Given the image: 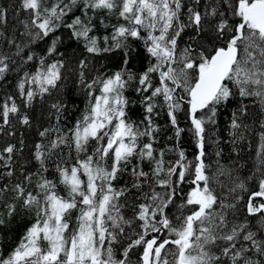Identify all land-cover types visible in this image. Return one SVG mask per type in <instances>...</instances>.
Returning a JSON list of instances; mask_svg holds the SVG:
<instances>
[{
	"label": "snow or ice",
	"instance_id": "obj_1",
	"mask_svg": "<svg viewBox=\"0 0 264 264\" xmlns=\"http://www.w3.org/2000/svg\"><path fill=\"white\" fill-rule=\"evenodd\" d=\"M20 8L28 13L20 23L24 29L22 35L29 44L44 41L63 26L71 30L74 38L84 40L87 53L127 49L126 41L133 37L143 40L155 62L138 78L122 69L112 76H97L88 81L83 71L88 61L86 58L79 61V83L87 90V105L73 127L65 130L61 121L67 120L68 104L59 98L51 103L49 115L56 123L39 132L42 139L35 144L33 153L38 163L34 173L38 191L33 194L27 190L33 174L24 175L11 188L7 184L0 186V195L13 194V202L4 201L0 228L10 224L17 212V202L36 217L10 253L4 255L0 246V264H131L129 251L137 246L142 248L141 264H264V121L260 122L259 133L258 190L248 193L244 205L246 216L237 217L234 213L238 211V201L243 199L241 193L248 192L247 179L251 177L241 179L233 176L231 170L221 171V175L231 180L228 186L231 199L225 202L223 195L210 187L211 178L206 174L203 160L205 119L215 123L217 106L238 96L257 98L264 108V0H206L203 4L201 0H192L191 4L185 0H53L48 6H44L43 0H21ZM77 8L81 15L66 23L65 18ZM97 13L103 15L94 23ZM106 16H115L125 23L112 25L113 43L108 44L109 37L105 36V46L101 47L99 38L90 33L97 23L107 26ZM6 23L7 11L0 8V45L6 43L15 48L19 56L24 45L18 44L15 36L6 34L3 30ZM186 30H191V36L178 51V40ZM58 43L59 37H54L46 55L37 57L32 52L23 57L25 63L38 65L34 72H24L16 85L25 107H30L37 97L42 100L45 95H52L63 79L62 60L46 63L47 56L58 52ZM14 63L11 55L0 51V81L6 78ZM127 63L128 51L124 54V64ZM153 73L159 77L155 86ZM133 80L137 93H149L143 97L149 114L145 117L146 124L140 122L145 124L143 129L127 114L129 101L124 92ZM177 89L190 97L187 103L199 147L198 163L194 166L186 162L183 150L168 149L178 150V158L172 162L165 161V150L153 146L154 133L158 131L151 115L157 107L156 97H162L166 103L177 142L185 131L177 125L176 112L184 100ZM204 109L208 113L198 117L197 113ZM247 114L248 106L241 100L237 111L232 113L233 144L245 139V133L251 130V125L243 119ZM10 115H18L23 125L31 123L11 96L0 104L3 125L11 123ZM140 137H148V141L141 145ZM92 141L95 145L90 153ZM64 148L77 154L70 166H65L66 161L56 163L66 196L56 192L57 185L44 175L48 161L53 156L59 157ZM19 150L13 144L0 150V168L6 170L0 176L14 175V154ZM145 162L150 171L144 170ZM129 165H132L130 169ZM190 167H194L195 179L191 182L195 187L187 194L186 205L194 207L186 216L181 213L178 223L173 224L165 209L176 194L174 184L185 181ZM127 172L132 177L131 187H115L113 182ZM146 185L148 192L143 191ZM154 186L169 191L157 192ZM133 189L141 195L142 202L131 205L134 215L128 219L121 209L128 206L127 197ZM121 197H125L123 202ZM257 198L261 202L254 203ZM74 210L78 212L77 224L69 231ZM133 220L140 222L141 231L134 234L135 238L129 237L123 258H117L112 245ZM164 229L171 238L160 239Z\"/></svg>",
	"mask_w": 264,
	"mask_h": 264
},
{
	"label": "trees",
	"instance_id": "obj_2",
	"mask_svg": "<svg viewBox=\"0 0 264 264\" xmlns=\"http://www.w3.org/2000/svg\"><path fill=\"white\" fill-rule=\"evenodd\" d=\"M17 1L19 0H0V8L6 9L7 11V23L3 26V30H5L8 36H15L18 44L22 43L24 45V51L19 56L15 54V48L10 47L6 43L0 45V51L11 55L12 59L15 61L14 64H11L12 70L7 74L6 78L3 81H0V104H2L9 96L14 97L17 105L21 108V112L26 113L29 116L31 123L30 125H23L19 122L18 115H10L9 119L11 123L9 125H3L2 117H0V127L3 128V131H0V150L8 144L16 145L17 149H20L14 154V175L12 177L0 176V186L7 184L8 187L11 188L16 182L23 180L24 175L33 174L31 182L27 184V190L32 191L33 194H35L38 189L36 187L37 177L34 173L37 172L38 163L34 160L33 153L35 151V144L41 142L42 139L39 136V132L45 127L53 126L56 123L54 117L49 115L51 103L55 102V100L59 98L63 99L68 104L69 110L66 113L67 120L61 121L65 130L73 127L76 121L81 117V114L84 112L87 105V90H84L83 86L79 83L81 71L79 68V61L81 59H87V67L83 69L84 79L90 81L97 76H112L113 73L121 71L122 69L125 70L126 73L131 72L135 74V77L138 78L140 74L147 70L151 63L155 62V58L151 57L146 51L143 40L133 37H129L126 41L128 49L115 48L112 51L100 52L99 54L87 53L84 46V40H77L72 36L71 30L63 26L58 28L56 33L49 38H46L44 41H37L29 44L27 37L22 35L24 29L20 23L21 20H25L27 18L28 13L20 8L21 0L19 1L20 3ZM43 2L44 6H48L53 3V0H43ZM185 2L191 4L192 0H185ZM201 2L203 4L206 0H201ZM17 6H19V8ZM78 15H81L79 8H77L73 13H69L68 17L65 18V22L71 23L72 19ZM101 15H103V13L96 14L94 23L100 19ZM232 19L235 20L238 18L232 17ZM105 22L107 26L97 23V27L92 33H90V35H94L99 38L98 42L101 47L105 46L103 42L104 36L109 37L108 44L113 43L111 40V35L113 33L112 25L125 23L122 19L117 20L115 16H106ZM141 35H144V33L142 32ZM190 36L191 30H186V32L181 35L180 40H178V51L185 45V42L188 41ZM54 37H59V43L57 45L58 52L47 56L46 63L62 60L64 62V68L61 69L63 79L58 82V88L53 90L52 95H45L42 100L37 97L30 107H25L22 99L19 97L16 85L24 72H34L38 65L35 62L25 63L23 57H26L28 54H32V52H34L37 57L46 55V49L50 46L51 40ZM66 44H68V46ZM29 49L32 51L30 52ZM126 51H128L127 65L124 64V54ZM61 53L62 55H60ZM158 82V74L153 73V85H158ZM136 87V81L133 80L124 92L125 97L129 101L127 114L132 121L143 129L147 123L145 121V117L149 115L146 113V105L143 97L149 93H137L135 90ZM233 90H236L234 85ZM150 91L151 90H149V92ZM176 91L179 96L184 97L182 107L177 110L176 116L178 127L183 128L185 131L181 133L177 142V138L174 134L175 127L170 123L166 103L163 101L162 97H156L154 102L157 107L151 115L152 122L158 127V131L154 133L156 143H154L153 146L157 150H165V161L172 162L177 160L178 150H183L186 162H189L191 166H194L198 163L197 157L199 156V147L197 139H195L194 136V126L191 124L189 114L190 105L187 103V100L190 99V97L181 89H177ZM96 94L99 95L98 89ZM241 100L244 104H248V114L243 119L246 123L251 125V130L245 133V139L238 141L237 144H233L231 135L233 130L230 127L232 113L237 111ZM73 105H75V107H73ZM156 113H158V115ZM207 113L208 109H204L203 112H198L197 115L199 117L204 116ZM214 119L215 123H209L207 119H205V129H207L205 131V155L203 160L207 166L206 174L211 178L210 187H212L217 194H222L225 202H227L231 199L228 194V186L231 184V180L227 175H221V171L231 170L233 176H239L241 179L251 177V179H247L248 192L241 193L243 199L238 201V211L234 213L237 217L246 216L247 212L244 205L249 198L248 193L258 190V183L260 179V172L258 170V152L261 140L259 133L262 131L260 128V122L264 121V108L261 107L257 98H240L237 96L225 105L217 106L216 116ZM141 121H145V124H141ZM9 132H12L13 134L9 135ZM21 141H23L22 147ZM147 141L148 137H140L138 143L142 145ZM44 142L47 141L45 140ZM94 145L95 141L90 142V153L93 150ZM170 148H177L178 150L168 151ZM217 152L220 153L219 156L217 155ZM79 155L83 157L84 154L81 153ZM76 156L77 154L74 150L69 151L67 148H64L59 157L53 156V158L48 161V171L45 172L44 175L47 179L53 181L57 185L55 191L60 195L66 196L67 192L65 186L60 182L59 174L56 171V163L66 161L67 163L65 166H70L75 163ZM108 163H111V161L108 160ZM133 163H135V160H133ZM131 166L132 165H129V169ZM143 167L145 171H150L147 162L144 163ZM4 171L6 170L0 168V172ZM177 171H180V169L178 168ZM81 178L85 181L87 179L85 176H82ZM172 179L175 181L176 177L174 176ZM194 179V167H190V171L185 175V181L174 184L176 194L172 197L171 203L165 209V213L168 215L173 224L178 223L177 218L180 217L181 213L186 216L190 214L191 209L194 207L186 205L187 194L195 187V185L191 182ZM131 182L132 177L130 172H127L121 175L119 179L113 183L117 188L124 187L125 185L130 188ZM202 185L203 182H201V186ZM154 187L157 192L164 193L169 191V189L166 188ZM143 191H149L147 185L143 188ZM12 195L13 194L11 192H5L0 195V212H4V201L13 202ZM127 199L128 206L122 208L121 212L125 218L131 219L134 215L131 205L142 202V197L135 189H133ZM120 200L123 202L125 197H121ZM259 202H261L260 198H257L254 201V203ZM77 216L78 212L74 210L71 214L69 231L76 227ZM35 219L36 217L34 212L25 211L20 207V202H17V212L11 218L10 224L5 228H0V234H2L0 235V246L3 247L4 255L10 253L17 246L27 229L35 222ZM139 223L140 222L138 220H133L131 226H125L124 233L118 238L117 242L113 243L112 246L116 252L117 258H123L122 253L129 245V237L131 236L132 238H135L134 234L141 231L138 227ZM167 234V229L162 230L160 239L171 238ZM168 247L173 250L175 249V246L173 245H169ZM128 258L130 259L131 264H141L142 248L139 246L133 247L131 251H129Z\"/></svg>",
	"mask_w": 264,
	"mask_h": 264
},
{
	"label": "bare ground",
	"instance_id": "obj_3",
	"mask_svg": "<svg viewBox=\"0 0 264 264\" xmlns=\"http://www.w3.org/2000/svg\"><path fill=\"white\" fill-rule=\"evenodd\" d=\"M19 1H20V0H19ZM19 1H17V2H19ZM189 2H190V1H189ZM19 3H20V2H19ZM46 3H47V2H46ZM48 3H49V2H48ZM17 7L19 8V6H17ZM20 10H21V9H20ZM15 13H16V12H15ZM21 15H22V14H21ZM16 16H17V15H16ZM20 17H21V16H20ZM16 20H17V19H16ZM11 21H12V20H11ZM114 24H115V23H114ZM12 25H13V24H12ZM22 27H23V26H22ZM9 28H10V27H9ZM13 30H14V29H13ZM104 30H105V29H104ZM112 30H113V29H112ZM112 30H111V31H112ZM103 35H106V34H103ZM111 36H112V35H111ZM66 37H67V36H66ZM104 37H105V36H104ZM71 39H72V38H71ZM71 39H70V40H71ZM101 39H102V38H101ZM64 40H65V39H64ZM77 43H78V42H77ZM77 43H76V44H77ZM66 45L68 46V44H66ZM82 45H83V44H82ZM127 49H128V48H127ZM249 100H250V99H249ZM244 101H245V100H244ZM238 102H239V101H238ZM250 104H251V103H250ZM247 105H248V104H247ZM234 106H235V105H234ZM253 114H254V113H253ZM226 115H227V114H226ZM257 115H258V114H257ZM260 115H261V114H260ZM254 117H255V116H254ZM178 118H179V117H178ZM187 119H188V118H187ZM230 120H231V119H230ZM223 123H224V122H223ZM206 124H207V123H206ZM207 125H208V124H207ZM209 125H210V124H209ZM187 126H188V125H187ZM222 126H223V125H222ZM207 127H208V126H207ZM186 129H187V128H186ZM206 129H207V128H206ZM209 129H210V128H209ZM172 130H173V129H172ZM215 131H216V130H215ZM207 132H208V131H207ZM229 132H230V131H229ZM188 133H190V132H188ZM223 133H224V132H223ZM188 135H189V134H188ZM212 135H213V134H212ZM185 136H186V135H185ZM185 136H184V137H185ZM192 136H193V135H192ZM206 137H208V136H206ZM212 137H213V136H212ZM225 137H226V136H225ZM216 138H217V137H216ZM226 138H227V137H226ZM195 139H196V137H195ZM195 139H194V140H195ZM221 139H222V138H221ZM228 139H229V138H228ZM189 140H190V139H189ZM207 141H208V140H207ZM225 141H226V140H225ZM220 142H221V141H220ZM185 143H186V142H185ZM210 144H211V143H210ZM217 144H218V143H217ZM255 144H256V143H255ZM185 147H186V146H185ZM214 147H215V146H214ZM220 147H221V146H220ZM186 149H187V148H186ZM210 149H211V148H210ZM212 149H213V147H212ZM214 150H215V149H214ZM210 154H211V153H210ZM192 155H193V154H192ZM192 155H191V156H192ZM189 156H190V155H189ZM211 156H212V155H211ZM213 156H214V155H213ZM215 156H216V155H215ZM194 159H195V158H194ZM209 159H210V157H209ZM212 159H213V158H212ZM165 233H166V232H165ZM165 233H164V234H165ZM167 235H168V234H167ZM167 237H169V236H167ZM169 259H170V258H169Z\"/></svg>",
	"mask_w": 264,
	"mask_h": 264
}]
</instances>
